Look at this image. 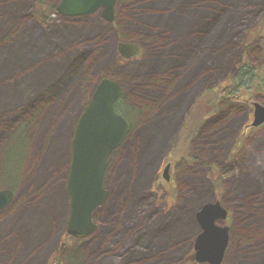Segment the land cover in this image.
Returning a JSON list of instances; mask_svg holds the SVG:
<instances>
[{
    "label": "rangeland",
    "instance_id": "obj_1",
    "mask_svg": "<svg viewBox=\"0 0 264 264\" xmlns=\"http://www.w3.org/2000/svg\"><path fill=\"white\" fill-rule=\"evenodd\" d=\"M61 1L0 0V191L14 192L0 264H199L196 213L215 202L232 215L224 264H264V124L248 129L264 84L216 111L195 105L241 61L263 67L264 0H120L112 22L63 18ZM122 43L137 57L123 59ZM103 78L122 86L131 129L82 242L67 236L71 141ZM24 118L27 154V140L11 147Z\"/></svg>",
    "mask_w": 264,
    "mask_h": 264
},
{
    "label": "water",
    "instance_id": "obj_2",
    "mask_svg": "<svg viewBox=\"0 0 264 264\" xmlns=\"http://www.w3.org/2000/svg\"><path fill=\"white\" fill-rule=\"evenodd\" d=\"M118 0H63L57 12L66 18L94 15L102 11L103 18L112 22ZM139 47L120 44L119 53L124 59L137 55ZM123 95L122 86L113 80L103 79L95 88L91 100L84 108L71 141V166L66 192L70 202L67 234L76 239L89 237L96 230L93 213L102 206L108 192L104 176L111 154L127 139L129 122L115 111ZM252 126L264 124V107L255 103ZM165 169L164 178L169 180ZM11 190L0 191V212L13 201ZM228 217L220 202L208 203L196 213L200 234L194 243V260L199 264H221L229 245V228L219 225Z\"/></svg>",
    "mask_w": 264,
    "mask_h": 264
},
{
    "label": "trees",
    "instance_id": "obj_3",
    "mask_svg": "<svg viewBox=\"0 0 264 264\" xmlns=\"http://www.w3.org/2000/svg\"><path fill=\"white\" fill-rule=\"evenodd\" d=\"M263 26H264V23H263ZM262 30L264 33V29H262ZM225 31L227 32V30H225ZM154 40H156V38H154ZM154 40H153V42H154ZM263 75H264V65L262 68L258 69L257 67L256 68L254 66L252 67L250 62H248V60L245 59L244 61H241L239 65L236 66L234 73L230 75L229 79L226 81V83L223 86L218 85L214 88L208 89L206 92H204L199 97V99L195 102V105L198 106L199 102L202 103L203 99L207 98L208 103L212 104V107H213L212 110L216 111L219 103L223 100L236 102L237 100L242 99L244 96L243 91L250 90L251 89L250 87L253 85L254 82H258L259 84H261V83L264 84V80L262 79ZM88 82H89V80L87 78L82 80V83H88ZM258 88H259V86H258ZM209 95H211V102H210ZM66 99H67V97H66ZM125 102H126V100L124 101L123 97H122L120 99V101L117 103L116 110L119 114L123 115L126 118V114H124V111H122L119 107L120 104L122 105ZM196 106H195V108H197ZM199 109L200 108L195 110V113H196L195 119H199L197 117V115H199V112H198ZM27 119L28 118H24L23 120L20 121V123H19L20 129L18 128L19 129L18 136L16 137V140H15V146L17 149L22 148L21 145L23 144V142L25 140H27L28 148H27L26 154L30 150V141L28 138L29 132H28V127L26 125L28 123ZM189 123H190L189 125H191L190 121H189ZM23 134H26V139H24L22 137ZM16 158H18V156ZM27 160H28V158H27ZM25 164H26V162H25ZM19 173H18V175H19Z\"/></svg>",
    "mask_w": 264,
    "mask_h": 264
},
{
    "label": "flooded vegetation",
    "instance_id": "obj_4",
    "mask_svg": "<svg viewBox=\"0 0 264 264\" xmlns=\"http://www.w3.org/2000/svg\"><path fill=\"white\" fill-rule=\"evenodd\" d=\"M102 13V12H101ZM115 15V14H114ZM63 18H66V17H63ZM89 102V101H88ZM87 102V103H88ZM87 103L84 105V107H83V109H82V112L80 113V115H79V117L82 115V113H83V110H84V108H85V106L87 105ZM251 111H252V115L254 116V113H253V107H251ZM76 126V125H75ZM249 128H252L253 129V127L250 125V126H248V129ZM75 130V129H74ZM112 155H113V153H112ZM111 155V156H112ZM111 156H110V158H111ZM110 158H109V164H110ZM109 164H108V167H109ZM70 166H71V160H70ZM167 166H170V169H171V164H167ZM231 167L233 168V165L231 164ZM230 167V168H231ZM108 169V168H107ZM169 169V170H170ZM69 171H70V167H69ZM107 171V170H106ZM68 175H69V172H68ZM105 175H106V173H105ZM167 182H169V181H167ZM104 187H105V176H104ZM14 193V192H13ZM13 202V201H12ZM11 202V203H12ZM10 203V204H11ZM9 204V205H10ZM227 209V211H228V217H227V219H226V221L224 222V223H222L221 224V226H224V227H228L227 225H226V223H227V221H229V220H232V215H231V210L230 209H228V208H226ZM2 212V211H1ZM92 220H93V222L95 223V225H96V230L94 231V233L92 234V235H90L89 237H91V239L93 238V236L94 235H96V233H97V231H98V225L96 224V222H95V220H94V215L92 216ZM229 235H230V232H231V228L229 227ZM89 237H87V238H84V239H75V240H77V241H82V242H84V240H86V239H88ZM68 238H71V237H68ZM230 242H231V238H229V245H228V247H227V250H226V252H225V256H224V258H223V261H222V263L221 264H224L225 263V260H226V256H227V253H228V250H229V247H230ZM191 260H192V258H191Z\"/></svg>",
    "mask_w": 264,
    "mask_h": 264
},
{
    "label": "bare ground",
    "instance_id": "obj_5",
    "mask_svg": "<svg viewBox=\"0 0 264 264\" xmlns=\"http://www.w3.org/2000/svg\"><path fill=\"white\" fill-rule=\"evenodd\" d=\"M62 1H63V0H62ZM62 1L60 2V4L62 3ZM119 1H120V0L117 1L116 5H115V7H114V10H115V8H116V6H117V4H118ZM60 4H59L58 7L56 8L57 10H58ZM57 14H59V13L57 12ZM59 15H60V14H59ZM61 16H62V15H61ZM62 17H63V16H62ZM233 103H235V102H233ZM253 113L255 114V110H253ZM14 144H15V142L12 140V141H11V147H12V148H13ZM1 150H2V149H1ZM1 150H0V151H1ZM0 153H1V152H0ZM1 161H2V162H1L2 164L5 163V159H1ZM93 214H94V213H93ZM193 249H194V247H193ZM193 249H192V250H193Z\"/></svg>",
    "mask_w": 264,
    "mask_h": 264
}]
</instances>
